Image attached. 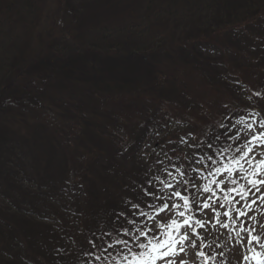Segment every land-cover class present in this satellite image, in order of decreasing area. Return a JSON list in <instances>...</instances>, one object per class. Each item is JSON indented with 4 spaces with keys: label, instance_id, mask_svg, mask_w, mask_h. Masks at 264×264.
Instances as JSON below:
<instances>
[{
    "label": "trees",
    "instance_id": "1",
    "mask_svg": "<svg viewBox=\"0 0 264 264\" xmlns=\"http://www.w3.org/2000/svg\"><path fill=\"white\" fill-rule=\"evenodd\" d=\"M3 1L0 0V14H2L3 9H6L10 23L15 27L17 25L18 27L21 26L29 34L34 28L35 20H27L18 13L19 16L16 17L13 10L17 8L16 2L18 1L12 0V2L10 0L11 4L2 9ZM40 1L43 3L58 2L57 0H28V4H25L23 9L27 8V12L36 17L38 21L39 16L34 11L36 9L35 5ZM60 1L62 3L60 6L63 7H67L71 3L74 5L80 3V0ZM129 1L132 2L133 0ZM134 1L135 3L140 1L138 4L142 2L147 4L146 10L142 9V12L134 8L130 10L126 7V0H90L95 12L101 10L103 14L94 12L89 17V20L94 23L87 22L88 24H85L86 22H82L78 26L80 30L88 29L89 25L98 27V30L96 28L93 30L91 39L93 42H90L88 46L76 47L77 45L71 46L67 41H63L64 43H59L58 47H54V59L40 56L38 61L31 66L27 65V67L32 69L37 65L36 69L38 70L39 67H42L39 77L49 82L50 79H54V75L57 82L50 85L64 93L60 98L63 105L58 106L60 109L57 110V118H59V122H63L60 118H69L70 127L74 129V135L72 139L66 138L67 141L72 142V146H69L70 149L67 147L65 151H62V155L64 159L68 155L66 158L68 163L70 160L74 164L78 163V166L80 165L77 166L79 169H84L81 172L78 169H73V173L70 175L73 181L67 179L65 175L62 177L65 180L75 182V186L78 188L83 183L86 172L94 170L86 167L85 159L88 160V156L92 158L96 153L99 154L104 151L103 139L111 140L112 153L106 155L110 160L108 161L104 156L105 164L102 167L100 166L102 176L97 174L101 178L112 177V181L106 183L103 187V181L98 183L101 188L98 191L101 192L102 190V195L104 194L106 198L104 200L106 217L112 224L115 214L124 211L128 214L127 219H132L135 215L138 223L145 221L156 226L155 221L139 216L138 211L131 209L130 205H125L126 200L133 199V202H138L141 205L139 211L146 213L144 208L153 202L152 197L145 196L142 191L143 188L149 187L146 180L151 177L153 172L162 179L166 178L163 172L161 173L163 177L157 172L159 168L153 167L155 165L154 156L149 157L151 160L141 157L142 147L148 145L155 153L163 152L161 155L157 154V157L160 158L164 154L168 155V152L163 149L164 145H171L174 150L180 149V153L186 154V157H188V160L185 158L181 160L184 165H187L190 160L197 156H206L209 152L204 146L201 147L204 148V151H199L200 148L193 149L190 147L193 140L189 139L186 134L182 137L187 143H180V139L175 136L176 133L177 135L180 134L176 130L173 131L172 126L177 123L178 128L175 129H180L186 121L179 122L176 115L168 113L166 102L181 101L184 97L192 101L193 97L191 99V95L194 92L195 102L197 103L200 100L197 105L203 107L215 103L217 99L221 98L222 94H228L232 99L234 95H237L235 100H243V96L248 101L245 98L246 94L255 95L257 93L260 94L259 97L257 96L258 101H252L260 110L261 108L264 109V80L257 81L258 86L254 87L257 91L246 85H240L239 82L240 78L246 80L249 77L254 76L253 78H257L264 74V24L262 22V18H264V0ZM257 5L261 6L257 7ZM43 7H46L45 4ZM82 10L87 13L89 8H83ZM134 10L141 13L140 20L146 21L152 16L153 22L159 23L158 21H160L161 27L155 28L156 26H153L150 29L148 28L149 30L141 29L137 31L136 29L134 33H125V28L121 29L123 17L126 14L131 16ZM22 12L26 14V10H22ZM99 15L105 16V19H97ZM16 18L18 19L15 22L14 19ZM169 25L173 27L170 28ZM1 26L0 23V28ZM169 28L172 29L171 33H168ZM145 32L153 35H146ZM88 34H85V36ZM81 37L82 35L77 33V38ZM83 43L81 42V44ZM0 60H2V57H0ZM0 64L1 97L4 92L1 87L5 86L4 78L7 76L14 77V75L13 70L8 69L9 67L7 68L8 71L5 72V69L2 68V64H5L3 61H0ZM21 72L24 73V70ZM28 78V74L26 77L23 76L25 80ZM27 81H24L25 84H27ZM194 85L197 87L195 88ZM16 93L21 95V90H17ZM36 98L34 101L38 100L36 104L39 105L38 107L42 106V111L49 113L48 110H52L51 106L47 105L45 96L43 99L42 95L38 94ZM195 102L192 101L193 106H195ZM247 103L244 109L251 108V101ZM197 105L195 112L201 111ZM236 106L235 104V108H237ZM0 111H3L1 116L5 114L8 117L7 110L4 111L1 102ZM230 112L223 111L219 114V117L213 118L212 121L199 123L198 130L202 133L203 138L209 137L208 140H211L215 145L213 151L222 150L226 146L227 142L223 139L217 141L213 137L221 131L219 125L221 122L225 123L227 121L225 117ZM64 114L67 115L63 116ZM235 114L238 118L232 122L234 128L231 130L242 131L243 127L235 125V121L245 116L246 113H240L235 109ZM200 116H198L199 120L201 119ZM51 120L54 121V118ZM35 125L36 127H32V129L37 128L43 134L44 127L41 124L35 123ZM37 125L41 128H38ZM187 126H189L188 123ZM67 132L61 129L59 132H55L57 138L54 137V144H61V141L67 136ZM116 136L119 137L120 141L115 140ZM166 136H168L167 142L164 140ZM7 138H11L12 149L18 152L12 150L6 155V149L2 148V151L0 149V181L2 178H6L3 182L5 187L0 183V198L3 199L4 203L5 200L12 198H10L8 190L11 191L14 186L17 187L14 178L23 177V174H28L26 169H33L40 165L39 159L37 157L35 159V155H33L36 147L33 145L34 143L28 144L23 150L20 147V142L17 143L18 138L14 137L13 131H8V135L1 136L0 141L8 145ZM181 150H184L185 153ZM28 155H30V159ZM79 158L83 161L77 162L76 160ZM169 158L172 161L176 160L175 156L169 155ZM43 161L47 162L45 158H43ZM150 166L152 172L148 171ZM165 167L170 166L167 164ZM23 168L25 169L24 172H22ZM192 174L194 175V172ZM44 180L45 182L55 183V180L50 179L48 176ZM105 186L107 188L104 189ZM48 187V183L42 186V188ZM161 188L162 185L159 188L154 183L150 190H156L158 194ZM39 194L44 196L42 191ZM78 194L80 195L81 192H78ZM131 194L132 197H129ZM27 196H32L36 201L41 202L42 206L38 207H43L45 212L50 211L49 215L53 216V213L56 212H52L50 208V204L55 199H46V197L37 199L38 195L35 196L31 192H27ZM91 196L92 194H88V197ZM83 199H85V196H83ZM1 207L0 260H3L5 264H34L30 259L31 257L34 258L32 255L26 254L25 251L19 254L22 249L18 243H23L22 234H25L28 241L30 240L29 230H34V234L41 233L43 235V237L36 238L40 239L37 240L39 245L32 244V251L41 248L47 253L40 258L42 262L58 264L60 260L65 264H69L73 261V258L78 259L80 257L75 251H72L73 255H71L68 249L66 252L56 251L55 241H62L66 247L67 244L61 236L57 235L56 231H53L54 225L50 223L52 222L49 220L50 217L45 216L43 211H38L35 214L37 221H33V213L29 210L26 211V208L20 209L7 203L1 205ZM38 207H33V209L39 210ZM148 211L149 207H147ZM151 214L152 217H156V212L153 213V210H151ZM15 216L20 218L19 228L22 233L19 235L17 227H14L11 223L16 222L13 219ZM71 217L75 218V216L71 215L68 219L73 227L68 221L64 220L63 222L66 231L76 229V219H71ZM59 220L62 226V219ZM98 220L101 221L102 218ZM122 221L124 219L117 225L122 224L128 227ZM28 222L32 223V227L26 226ZM94 228H98L96 224H94ZM120 234H123V232L121 231ZM115 236V233H113L112 237ZM72 247H74V244L70 243L68 248L72 249ZM111 248H116L119 252L122 250V245ZM12 249L16 251L17 256L14 255L15 253H11ZM95 257L91 256L89 262H98ZM34 259L37 260V258Z\"/></svg>",
    "mask_w": 264,
    "mask_h": 264
},
{
    "label": "rangeland",
    "instance_id": "2",
    "mask_svg": "<svg viewBox=\"0 0 264 264\" xmlns=\"http://www.w3.org/2000/svg\"><path fill=\"white\" fill-rule=\"evenodd\" d=\"M14 1H18L16 2L17 8L13 10V13L16 14V17L18 14H20L21 17L27 18V20L34 19L35 25H33L34 28L32 31L29 32V34H27L26 30L24 31V29L21 28V26L18 27L17 25V27H15L13 24L10 23L9 19L7 18L8 13L6 12V9H3L6 8L8 4H11V2L10 0L3 1L2 4L3 10H2V14H0V23L2 25L0 28V57H2V60L0 61H3L5 63L2 64L3 65L2 68L5 69V72H7L8 69L13 70L14 77L7 76L6 78H4L3 81H5V86L3 88L1 87V89L4 92L3 94H1L0 102L2 103L4 111L7 110L8 117H6L5 114L1 116L3 111H0V137L5 134L8 135V131L9 132L13 131L14 137L18 138L17 143L20 142V147H22L23 150L27 147L28 144L34 143L33 145L36 147L33 155H35V159L36 157L39 159L38 161H40V165H38V167H35L33 169H26L28 174H23V177L19 176L18 179L14 178V182L17 184V187L14 186V188H12L11 191L8 190V194L10 195V198L11 197L12 198L5 200V203L10 204L13 207L17 206L20 209L26 208L25 209L26 211L28 210L31 211L33 213L32 215L33 221H37L35 214H37L38 211H43V213H45V216L50 217V219L49 218L48 219L52 221L50 223L54 225L53 231H56L57 235L61 236L62 240L67 244L66 247L63 245L62 241H58V240L55 241L56 251L66 252L68 249L71 255H73L72 251H75L76 254L80 255L78 259L73 258V261L69 264H100L102 258H104V262H102L101 264H127V262L118 263L113 257L109 256L108 253L109 248L107 249V251H105V247L107 246V244L109 243L116 244L115 241L117 239V236H115L114 238L111 236V238L109 239L108 236L104 235L105 230L111 229L113 226H111L112 224L105 215L106 210L104 208V200L106 198L104 197V194L102 195L103 193L102 190L101 192L98 191L101 189L98 183L103 181L102 183V187H103L106 183L112 181V177L109 176V177L101 178L97 176V174H100L102 176V171L100 166L102 167L105 164L104 156L112 153L111 145H110L112 141L103 139L105 145L104 151L99 154L96 153L92 158L88 156L87 157L88 160L84 158L85 159L84 163L86 167L92 168L94 170L92 172H86V176L83 178V183L80 186H78L79 188L78 189L75 186V182H72L73 179L71 178L70 175L73 173V169H78L79 172H81L84 168L79 169L78 167L80 165L78 166V163L74 164L70 160L68 163L66 161L68 155H66L65 159L63 158L62 155V151H65L67 147L72 146V142L67 141L66 138L72 139L74 135V129L73 127H70L71 122L68 120L69 118L68 119L60 118V120H62L63 122L61 121L59 122L58 121L59 118H57L58 117L57 110L60 109L58 106L63 105V102L61 101L60 98L62 97V95H64V93L59 89H57L56 87L50 85L51 83L57 82V79L54 77V75H53L54 79H50L49 82L46 79L39 77L40 76L39 73L41 72L42 67L41 68L39 67V70L36 69L37 65L34 66V68L32 69L27 67V65L31 66L33 63L38 61L40 56H45L46 58L54 59L55 56L53 49L56 46L58 47L59 43H64L63 41H67L71 46L77 45L76 47L88 46L90 42H93L91 40L93 37V30L95 28L96 30H98V27L95 25H93L94 27L92 25H89L88 29L84 28L83 30L82 29L80 30L78 24L82 22H86L85 24L94 23L92 20H89V17H91L95 12L94 7L91 6L90 0H80L79 5H74L71 3L70 5H67V7L60 6L62 4L60 0H57L58 1L57 3L56 1H53V3L52 1L50 3L49 2L43 3L40 1L37 5H35L36 9L34 11L39 16V21H38L36 17H33L31 14L27 12L28 11L27 8L23 9L25 4H28V0H14ZM126 1H127L126 7H128L130 10H132V8L139 10L141 12L142 9H144V11L146 10L147 4L143 3L142 1H141L143 3L142 6H140L142 3L138 4L140 3V1L136 3L134 0L132 2L129 0ZM44 4L46 6L45 8L43 7ZM258 6L261 5H257V7ZM83 8H89V11L86 13L85 11L82 10ZM22 10H26V14H24ZM136 10H134L131 16L129 14H126L123 17L121 29L125 28V33L126 32L134 33L136 29L137 31H140L141 29L144 30L148 28L150 29L153 26H156L155 28L161 27L160 21H158L159 23L153 22L154 20L152 16L146 21L140 20L141 13H138ZM95 13L103 14L101 10H97ZM127 16L129 17L128 19ZM98 18L105 19V16L99 15L97 16V19ZM17 19L18 18L14 19V21L16 22ZM263 19L264 18H262V22L264 24ZM169 27L171 28L173 26L169 25ZM171 30L168 33H171ZM147 32H145L146 35H153L149 33L147 34ZM77 33L82 35V37L77 38ZM87 33L89 34L85 36V34ZM35 42L37 43L36 45ZM81 42L84 43L81 44ZM22 70H24V73L21 72ZM19 72L23 73L22 75L25 77L27 74L29 75V78L26 79L28 80L27 84H25L24 81L26 80L23 79V76ZM253 77L254 76H252V78L249 77L246 80L240 78L239 79L240 85H246L248 87L255 89L254 87L258 86L257 81L264 80V74L257 78H253ZM239 82H237V84H239ZM194 87L196 88L197 86L194 85ZM17 90H21V95H18L16 93ZM38 94L42 95L43 99L45 96L47 105L51 106L52 110L49 109L48 110L49 113H45L44 111H42L41 109L43 108L41 105H40L41 107H38L39 105L36 104L38 100L36 102L34 101V99L38 96ZM233 97L234 98L232 99L228 94H224V95L222 94L221 98L217 99L215 103L207 104L203 107L200 106L198 107L197 103H199L200 100H198L197 103L195 102L196 97L194 92L191 95V99L193 102L196 103L195 106H193L191 100L185 97L181 101L173 100V103L167 101L166 110H168V113H172L173 115H176L177 119H179V122H181L182 120L186 121L184 124L181 125L180 129H175L177 127L176 125H178L177 123L176 125L172 126L173 127L172 130L173 131L176 130L180 134L177 135L176 133L175 136L177 137V139H181L182 135L185 134L188 135V133L191 132L193 133L195 138H198V140L201 143H203V145H206L209 142L208 140L209 137L203 138L202 133L200 132V130H198L199 123L202 124L204 122H210L213 120V118L219 117L220 116L219 114L223 113V111L225 112L231 111L227 115V117H229L231 121L234 122V120L238 118V116L235 114V109L241 110L242 106H246L248 104L247 103L248 101H246L242 96L243 100L237 99L238 100L237 102V100H235L237 95H234ZM63 98L66 99L65 96H63ZM245 98L248 99L247 96H245ZM251 99L255 100V98H251ZM44 103L46 102L44 101ZM203 104H205V102H203ZM235 104L237 105L236 106L237 108H235ZM196 105L198 109H200L201 111L198 110L197 112H195ZM250 107L251 110L253 109L257 110V108L253 107L251 104ZM66 115L67 114H64L63 116ZM199 115H201L200 120L198 118ZM166 116L168 117V115ZM262 116H263L262 118L264 119V114H262ZM53 118L54 121L51 120ZM35 123L39 125L41 124L45 128V129L43 128V134H41L37 130V128L32 129V127H36ZM187 123L189 124V126H187ZM225 123H227V121H225ZM60 125L62 126L61 128L59 127ZM38 128L41 127L38 126ZM60 129L64 130L65 132L68 131L67 136L64 137L63 141H61V144H54V140H55L54 137H56L55 132H59ZM31 135L35 138L33 139V137H28ZM116 137L115 140L120 141L119 137L118 136ZM164 140L165 142H167L168 136H166ZM11 141H12L11 138H7L8 145H5L2 141H0V149L1 151L2 148L6 149L5 150L6 155H8L12 150L13 152L15 151L18 152L17 150L12 149L13 144ZM243 143L244 140L242 138L240 144L243 145ZM229 145H231V148L225 154V156L224 157L217 156V159L223 161L226 157H229L231 159L233 155H237L235 150L236 147H238L239 145L229 140L227 141L226 146L224 148L229 147ZM163 149L168 152V155L164 154V156L159 158L157 157L158 156L157 154L161 155L163 154V152L155 153V151L150 149V146L144 145L140 152L141 157L149 158L154 156L155 161L157 159H161L164 161V166L167 164L168 166H170L169 165V155H170L176 157V160L172 161V163H175L177 166L184 165L183 163H181V160H183L186 157V154H181L180 149L173 151L174 148L168 144H165ZM206 150L208 149L206 148ZM181 151L185 153L184 150ZM199 151H204V148L200 147ZM28 156H29L28 158L30 159V155ZM251 156H255L257 160L260 158H264V150H262L261 148H256L255 151L251 153ZM43 158H45V161L47 160V162H44ZM72 159L75 160L74 158ZM106 159L108 161L110 160V158L107 156ZM13 160L15 159L13 158ZM149 160L151 159L149 158ZM76 161L82 162L83 160L79 158ZM241 164L244 166V169L250 170V166L243 160L241 161ZM153 167L159 168L157 172H159L160 174L162 173V171L160 170L161 167L160 165L155 163ZM232 167L234 168L233 178H236L238 180V184L236 185V187L239 188L240 184L247 185V179L242 178L243 176L246 175V173L241 172L239 173V175H237L238 166L232 165ZM24 171L25 169L23 168L22 172ZM61 171L62 173H60ZM64 175L67 177V179H71L72 181L65 180L62 177ZM47 176L50 177V179L55 180V183L48 181L45 182L44 178L47 179ZM5 180L6 178H2L0 181V183L3 184V187H5L3 183ZM214 181L216 182V184L213 183ZM218 182H219L218 176L208 175L207 180L203 182L201 189L205 185H207L211 189L210 204L214 207L215 212H219L221 216L220 217L214 216L213 211L211 209L207 212L204 211L202 214L201 211L203 210L202 209L199 210L200 212H198V214H201L199 216L194 215L192 212L190 216L188 215L189 216L188 218L192 220L193 225L197 230H199L200 226L195 225L196 219L207 221L209 217H212V224H214L217 219L222 218L223 211L226 210L225 208H221L217 206V203L219 205H225L226 202L223 199V196L234 195V194H229L226 190H223V186L219 185ZM45 183H48L49 185L48 188H42L43 184ZM154 183L157 184L159 188L161 187V184L159 182H154ZM229 187H231L230 182H229ZM20 188H22L23 190H21ZM105 188H107V186H105L104 189ZM41 191L42 194H44V196L39 194L41 193ZM27 192H31L35 196L38 195L37 199H41L40 197H46V199H55V201L50 204L51 211L52 212L56 211L53 213V216L49 215L50 211L45 212L43 207L42 208L38 207V206L40 207L42 206L41 202L36 201L35 198H33L32 196L26 197ZM78 192H81V194L79 195ZM88 194H92V196L88 197ZM201 195L204 196V199H208V197L205 196V194H203L202 192ZM83 196H85V199H83ZM133 196L135 195L133 194ZM129 197H132V194L129 195ZM176 202L179 203L180 201H176ZM5 203L3 202V199L0 198V208H2L1 205ZM258 203L260 204V206H253V210L250 211V216L252 217V219L249 220H253V221L250 222L249 226L255 227L256 231L253 234L254 235L258 234L261 237L259 242L247 243V238L245 237V241L241 243L240 239L241 237L244 236V234L241 233L240 236H237L236 233L239 231V227H236L234 229L233 226L231 225L229 229L224 230L220 228L218 225L213 227L212 224H209V226L204 229V232L201 233L202 235L204 233H208L207 242L213 244L212 249H205V251H209L210 254L214 257L215 264H240L243 255L242 250L244 249H249L250 252H252L253 250L257 252L263 250L262 255H264V248L260 247V244H264V224L262 223V217L264 219V201ZM33 207H38L39 210H35L33 209ZM228 207H232V205H229ZM245 210L248 211L246 206H245ZM173 211L174 212H172L171 214L168 211H165L161 213V215L157 218L158 221L157 225H159L163 230H165V233L167 235L164 238H162L160 241L171 240L174 237V233L172 231L173 226H171V220L176 219L177 221H180L181 218L178 215H176L177 213L175 210ZM1 214L2 213L0 212V215ZM71 215L75 216V218L71 217V219H76V229L74 231L73 230L66 231L65 228L63 227V222L64 220L68 221ZM99 218H102L101 220L102 222L98 220ZM13 219L17 223L14 221L11 223L14 225V227H17L16 229L19 235L22 233L19 228L20 218L15 216ZM59 219H62V226ZM144 222L145 221H143V223ZM68 223L72 225L71 222L68 221ZM122 223L125 222L122 221ZM94 224H96L98 228H94ZM146 224L149 226H153L148 223ZM121 225H117V227L120 228ZM26 226L30 228L32 227V223L28 222ZM123 226L126 227L125 225ZM29 231H30V234H28L30 238L29 241L28 239H26L25 234H22L21 236L23 243L21 242L18 243L22 249L19 251V254H22L25 251L26 254L32 255L34 258H37V260H35L34 258L29 257L34 264H50V263L42 262L40 259L44 254L45 255L47 254L44 252V249L40 248L39 250L32 251L33 249L32 244L39 245L37 240L40 239L39 238L36 239V238L43 237V235H41V233L34 234V230H29ZM189 231H191V229H189ZM217 236L220 237L218 240H217ZM98 237H101V239H98ZM89 241H95L96 245H98L99 247H93V245L89 243ZM144 242L148 243L147 240ZM70 243L74 244V247H72V249L68 248V245ZM153 243H156L155 239L153 240ZM217 243L220 244L221 246L220 249H216L215 245ZM122 248L123 250H125L127 254H129L127 248H124L123 245ZM114 251L115 249L114 250L112 249L111 253ZM138 251H146V250H138ZM218 251H222L223 255L217 256ZM11 253L13 254L15 253L14 255L17 256L16 251H13V249ZM89 253H91V255H89ZM87 256H99L101 257V259H99L97 263L94 262L90 263L89 257ZM86 257L88 259L84 260ZM246 257H248L247 263H249L250 257L248 255H246ZM118 258H123V256H119ZM190 258L196 259V257L194 256ZM0 264H5V262H3V260H0ZM58 264H65V263L59 260Z\"/></svg>",
    "mask_w": 264,
    "mask_h": 264
},
{
    "label": "snow or ice",
    "instance_id": "3",
    "mask_svg": "<svg viewBox=\"0 0 264 264\" xmlns=\"http://www.w3.org/2000/svg\"><path fill=\"white\" fill-rule=\"evenodd\" d=\"M225 119L228 123H220L219 127L221 131L213 139L217 141L223 139L225 142L231 140L233 143L239 145L235 150L237 155H233L229 163H223L217 159V156L224 157L231 148V145L222 150L213 151L215 146L211 140L206 145H203L190 132L188 133V138L193 140L190 147L198 149L204 146L209 150L208 154L206 156H197L190 160L187 165L181 166L172 163V159L169 158L170 167H165L163 166L164 161L157 159L155 163L161 166L160 170L166 178L162 179L153 172L151 177L146 180V184L149 187L143 188L142 191L145 196L152 197L153 201L147 207L155 211L157 216H160L165 211L171 214L175 210L181 218L180 221L176 219L171 220L172 231L174 233V237L171 240H158L156 243H153V240L156 239L155 232L159 228V225L152 227L143 222L138 223L135 215L132 219H127L128 214L124 211H119L115 214V219L112 221L113 228L105 230L104 235L110 239L113 233H115L117 236L115 243L127 248L129 255L123 257L127 264H214V257L209 251H205V249H212L213 244L207 242L208 233L201 234L209 224H212V217H209L207 221L196 219L195 225L200 226L199 230L194 227L190 218H185L186 211L195 212L201 209L205 212L211 209L214 216H221L219 212H215L214 207L210 204L211 189L207 185L202 189L199 186L200 181L198 177L203 171H206L208 175L218 176V184L223 186V190H226L229 194H234L223 196L226 202L225 205L217 203V206L226 210L223 211L222 218L217 219L212 226L218 225L224 230L229 229L230 225L234 229L239 227L236 235L240 236L241 233L244 234L240 239L241 243L245 241V237L247 238V243L260 241L261 237L258 234H253L256 231L255 227H250L247 221L252 219L250 211L253 210V206H260L258 202L264 201V158L257 160L255 156H251V153L256 148L264 150V119L247 122L244 117H241L235 121V124H242L243 131H232L231 129L234 128V125L231 119L227 116ZM242 138L244 140L243 145L240 144ZM180 143H187V141L181 137ZM185 159L187 160L188 158L185 157ZM242 160L250 166V170L244 169L241 164ZM215 165L218 166L213 169ZM232 165L238 166L237 175L241 172L246 173L242 178L247 179V185L240 184L239 188L236 187L238 180L233 178L234 168ZM148 171H153L151 166ZM193 172L196 174L193 175ZM172 181H175V183H172ZM154 182H159L162 185L158 194L156 190H150ZM229 182L231 187H229ZM213 183L216 184L215 181ZM201 192L208 197L207 200L204 199ZM176 201H180V203ZM125 205H130L131 209L138 211L141 217H146L153 221L156 219L150 213L139 211L141 205L138 202H133L130 198L125 201ZM229 205H232V207H228ZM245 206L248 211L245 210ZM122 219H124L128 227L121 225L120 228H117L116 225L120 224ZM121 230L123 232L122 237L120 234ZM219 238L217 236V240ZM98 239H101V237H98ZM145 240L148 243H145ZM89 243L93 247H99L95 241H89ZM111 247H113L111 243L107 244L105 251ZM215 247L216 249L221 248L219 243ZM260 247L264 248V244H260ZM222 255V251L217 252V256ZM129 256H131V259H129ZM192 256L196 257V259H191L190 257ZM95 259L99 260L101 257L96 256ZM244 259L246 260L248 257H244ZM252 259L256 260L257 264H264V255L260 252L254 251Z\"/></svg>",
    "mask_w": 264,
    "mask_h": 264
}]
</instances>
